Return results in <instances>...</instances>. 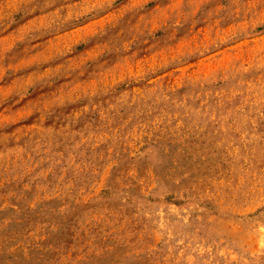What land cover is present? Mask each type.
Here are the masks:
<instances>
[{
  "label": "rangeland",
  "instance_id": "rangeland-1",
  "mask_svg": "<svg viewBox=\"0 0 264 264\" xmlns=\"http://www.w3.org/2000/svg\"><path fill=\"white\" fill-rule=\"evenodd\" d=\"M0 264H264V0H0Z\"/></svg>",
  "mask_w": 264,
  "mask_h": 264
}]
</instances>
